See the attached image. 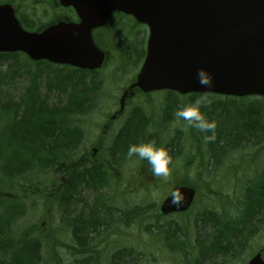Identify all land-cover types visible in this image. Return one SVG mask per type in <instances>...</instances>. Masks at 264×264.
<instances>
[{
    "label": "rangeland",
    "instance_id": "obj_1",
    "mask_svg": "<svg viewBox=\"0 0 264 264\" xmlns=\"http://www.w3.org/2000/svg\"><path fill=\"white\" fill-rule=\"evenodd\" d=\"M18 13L22 18L27 17L31 21L44 23L59 12L51 0H29L18 8ZM131 25H134L131 19L122 18L114 20L108 31H101L104 49L110 55V66L100 70L96 77L84 74L85 82L96 80L101 86L97 94L90 97L93 99L89 107L91 113L86 112L75 117L78 119L75 122V130L80 132V135L75 138V147L70 152L71 158L86 159L93 147H99L96 143H100L101 151L93 159V164L106 173L108 180L107 188L97 192L84 190L81 193V197L89 206L96 202V198H103V204L107 205L106 210H98V215H95L100 223L97 232L86 234L87 231H81L90 244L93 255L75 254L77 247L73 233L65 227L67 221L57 211L58 204L54 208L46 205L42 197L32 195L31 173L17 181H0L1 194H11L25 205L23 217L18 218L9 231L11 239L8 244L14 247L19 240L29 235L30 244L35 250L30 264H70L74 260L88 258L89 264H113L115 261L122 264H186L183 262V253L176 248L175 240L180 238L177 241L184 243L185 255L192 259L190 247L195 242V228L202 225V218H207L203 214L212 211L215 212L213 216L220 217L223 213L230 219L236 216L238 219L244 191L242 185H248L246 183L264 171V135L252 140H243V143H235L236 146L233 147H220L224 153L219 152L218 163L215 165L213 158L218 147H215L216 153H209V142L204 140V132L189 127L186 121L175 116L179 108L191 103L170 98L169 102H174L173 109L170 113H165L162 92L140 95L142 101L137 98L128 103L123 121L128 124L131 115L140 113L145 118L141 143L154 141L157 147H176L174 150L168 149L172 157L169 165L170 175L167 178L156 177L146 160L137 156L120 159L119 155L115 154L114 148L109 146L113 144L111 141L115 133L120 136L122 119L117 125L115 123L116 127L114 125L113 129L112 122L104 136L102 129L117 109L121 90L139 70L148 37L144 26L135 25L133 29ZM17 56L16 62L3 60V72L9 71L8 66L13 65L8 73L14 76V87H9V80L0 85V100L10 95L13 100L15 97L19 98L20 104H31L36 94L46 91L48 84L64 89L65 82H78L77 79L82 75L71 68L46 65L45 74H41L36 83L30 85V75L26 70L31 72L35 67L23 55ZM211 99L218 100L217 96H212ZM258 102L259 100L250 99L245 105L261 107L264 112V100L262 103ZM207 108L210 111L209 107ZM3 114L0 113V132L9 124L8 117ZM208 118L213 120L211 115ZM10 152L12 151L9 149L4 150L2 157ZM38 181L60 189L65 185L62 175L56 174L52 177L45 172L38 173L33 185ZM175 184L194 187L197 190L195 203L188 214L158 219L157 206ZM27 197L31 200H27ZM74 207L76 214L79 209L76 210L78 206ZM84 213L88 216L91 214L89 210ZM204 223L209 224L206 225L209 230L206 232L213 234L215 224H210L208 220ZM253 226H257L255 236L251 235ZM245 228L248 231L237 241L242 245L234 252V257L231 260L229 257L226 260L221 258L216 263L222 260V264H246L250 257L264 249V217L254 218ZM199 231L202 239L205 230ZM4 247L5 241L0 239V264L10 259L9 253L13 251L4 250ZM262 257L264 259V252Z\"/></svg>",
    "mask_w": 264,
    "mask_h": 264
},
{
    "label": "trees",
    "instance_id": "obj_2",
    "mask_svg": "<svg viewBox=\"0 0 264 264\" xmlns=\"http://www.w3.org/2000/svg\"><path fill=\"white\" fill-rule=\"evenodd\" d=\"M27 1L29 0H0V3L8 2L14 5L18 12V8ZM20 19L28 28L32 29L38 25V22L31 21L27 17H20ZM16 58V55L0 54V85L5 84L9 78L7 74L9 71H2L3 60L16 62ZM11 66L13 65L8 66L9 69ZM44 72L40 65L37 66L35 74L30 75L31 85H34L40 75L45 74ZM76 72L82 73L81 78L77 79L78 82L73 83V80H69L64 83V89L48 84L46 91L36 94L31 104H20L19 98L15 97L13 100L10 95H6L3 101H0V113H4L3 115L7 116L9 121V124L0 132V181L2 183L17 181L18 178L31 173L32 195L44 198L52 207L58 204L59 208L63 209L64 217L69 220L68 226L73 230V240L77 247L75 254L92 256L90 244L81 231H87L86 234L96 233L100 223L95 215H98V210H106L107 205L103 204V198H96V202L89 206L81 197V193L84 190L97 192L107 188V175L96 166L87 164V161L81 157L72 159L70 152L75 147L76 136L80 135V132L77 133L75 130V122L78 120L75 117L89 111L90 103H92L90 97L97 94L101 84L96 80L88 84L84 79L86 73L79 70ZM96 73L91 72L95 77ZM10 75L13 78V75ZM168 95L173 94L168 93ZM200 96L203 95H191L188 100L193 104ZM208 97L211 99L210 96ZM211 101L212 103L207 106L210 111L207 107L202 108L201 111L207 117L211 115L218 125L215 129V139L208 141L209 153H216L215 147H218L217 154L213 158L217 165L219 152L224 153L220 147H233L237 143H243V140H252L264 135V112L261 111V107L245 105L246 98H226V101L211 99ZM173 104L174 102H169V99L166 101L167 113L172 111ZM144 125V118L135 113L129 126L118 137L119 147H116V150L125 152L130 145L137 144ZM206 135H211V132L204 133V137ZM165 148L174 150L176 147L168 145ZM7 149L12 152L2 157L1 153ZM44 172L52 177L56 174L62 175L65 179L63 188L47 186L40 181L33 185L38 173ZM246 184L248 185H242L244 191L238 219H236L237 216L230 219L223 213H220V217L213 216L215 212L212 211H206L203 214L207 218H202L200 221L202 225L195 228V242L190 247L192 259L189 255H185L184 243L177 241L180 238L175 240L176 248L183 253L184 263L222 264V260L216 263L217 260L221 258L226 260L227 257L231 260L234 257V252L242 245L240 241H237L248 231L245 228L246 224L251 223L254 218L264 217V171ZM74 206H78L76 210L79 209L76 214H74ZM20 207L19 198L0 193V239L5 241L4 250H13L10 252V259L11 256L15 257L13 263L9 259L2 264H30L34 258V248L31 245L12 247L8 244L11 239L8 235L10 226L22 215L19 211ZM88 210L91 212L89 216L84 213ZM206 220L210 224H215L213 234L206 232V230L209 231L206 227L209 224L204 223ZM199 229L205 230V236L202 239ZM19 254L22 255L18 256ZM84 260L74 261L72 264H84V262L89 264L90 258ZM113 264L122 263L115 261Z\"/></svg>",
    "mask_w": 264,
    "mask_h": 264
},
{
    "label": "water",
    "instance_id": "obj_3",
    "mask_svg": "<svg viewBox=\"0 0 264 264\" xmlns=\"http://www.w3.org/2000/svg\"><path fill=\"white\" fill-rule=\"evenodd\" d=\"M72 7L79 22L67 19L24 30L9 4L0 5V53L22 52L32 61H47L81 70L99 69L105 54L91 32L115 11L131 15L149 29L145 61L129 92L169 90L181 95L215 94L264 97V0H58ZM214 74L202 86L197 70ZM129 95L132 96V93ZM126 94L123 95V102ZM182 192L180 207L171 193ZM158 208L161 216L187 211L195 197L190 187H176ZM248 264H264L261 255Z\"/></svg>",
    "mask_w": 264,
    "mask_h": 264
},
{
    "label": "clouds",
    "instance_id": "obj_4",
    "mask_svg": "<svg viewBox=\"0 0 264 264\" xmlns=\"http://www.w3.org/2000/svg\"><path fill=\"white\" fill-rule=\"evenodd\" d=\"M197 79L202 86L211 88L213 86L214 74L205 68H200L197 70ZM211 103V99L207 95H203L197 98L193 104L179 108L175 112V116L178 119L186 121L189 127L204 133L211 132V135L204 137L206 141L215 139L217 122L210 120L201 109L209 106ZM127 156L129 158L137 156L141 160H146L151 165L152 173L156 177L167 178L170 175L169 165L172 162V157L165 147H157L154 141L130 145ZM185 199L186 196L182 192L175 190L171 193L170 204L180 207Z\"/></svg>",
    "mask_w": 264,
    "mask_h": 264
},
{
    "label": "flooded vegetation",
    "instance_id": "obj_5",
    "mask_svg": "<svg viewBox=\"0 0 264 264\" xmlns=\"http://www.w3.org/2000/svg\"><path fill=\"white\" fill-rule=\"evenodd\" d=\"M108 26L109 27V25H108V20H107V22H106V24H105V26ZM125 91V89H123L122 90V93H121V95L123 94V92ZM121 95H120V97H119V99H118V101H117V109L114 111V113H113V115L110 117V118H112L113 117V120H114V124H113V126H112V129L114 128V125H115V123L116 124H118L117 122L120 120V119H122V124H121V126H120V130L119 131H121V133L129 126V124H130V122H131V120L133 119V116H134V114L133 115H131V117H130V119H129V123L128 124H125V122L123 121V117L125 116V114H126V105L128 104V103H131L134 99H137V98H139L140 96H134L133 98H129V97H127L126 96V98L124 99V102H123V109H122V111L121 110H119L120 109V99H121ZM138 114H140V113H138ZM112 120V121H113ZM109 125L110 124H108V126H107V131H109ZM119 129V128H118ZM121 133H120V135H121ZM117 142L115 143V144H111V146H109V147H119L118 146V138H117V140H116ZM99 147H100V143H99ZM99 150V149H98ZM91 155V154H90ZM93 156L91 155L90 156V160L92 161L93 160Z\"/></svg>",
    "mask_w": 264,
    "mask_h": 264
}]
</instances>
